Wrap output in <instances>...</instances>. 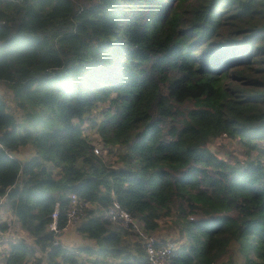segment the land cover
Returning a JSON list of instances; mask_svg holds the SVG:
<instances>
[{
  "label": "trees",
  "instance_id": "trees-1",
  "mask_svg": "<svg viewBox=\"0 0 264 264\" xmlns=\"http://www.w3.org/2000/svg\"><path fill=\"white\" fill-rule=\"evenodd\" d=\"M0 86V198L32 240L4 264H146L113 201L147 234L169 219L166 264H264V0H0ZM70 194L93 243L74 251L47 231Z\"/></svg>",
  "mask_w": 264,
  "mask_h": 264
},
{
  "label": "built area",
  "instance_id": "built-area-1",
  "mask_svg": "<svg viewBox=\"0 0 264 264\" xmlns=\"http://www.w3.org/2000/svg\"><path fill=\"white\" fill-rule=\"evenodd\" d=\"M100 148V145L96 147L92 144L93 154L98 155L99 151H101ZM86 206L87 203L78 199L76 195L70 194L68 196V208L65 212V224L62 228H58L57 226V210L54 209L49 216V223L47 225V231L51 234L53 239L52 244L54 246L59 245L58 237L66 228L76 226L80 222L83 209ZM102 218L130 233L134 237V240L143 246L146 264H166L182 245L181 242L170 239L159 241L155 235L147 234L142 229L141 224L133 219L126 211L121 209L115 201L108 207L102 209ZM1 224L2 222H0V251L4 239L12 235L10 227L7 224L6 227H3ZM14 240L16 241V239ZM3 258L4 255H0V264H4Z\"/></svg>",
  "mask_w": 264,
  "mask_h": 264
},
{
  "label": "rangeland",
  "instance_id": "rangeland-1",
  "mask_svg": "<svg viewBox=\"0 0 264 264\" xmlns=\"http://www.w3.org/2000/svg\"><path fill=\"white\" fill-rule=\"evenodd\" d=\"M0 95L4 98L5 103H6L7 107L9 108V110H12V112H14V108H13L12 103H11L10 93L1 86H0ZM84 134L88 137V139L92 142V144H94L96 147H98L99 143H98L97 138L93 132H89L87 129H85ZM209 149L215 156H217L220 159H223L227 163H232L234 160H237L240 162L243 160V151L241 149V146L235 140H231V139L225 138L223 136L212 141L209 145ZM100 150H101V148H100ZM31 151H33V150L28 148V147L21 150V152H20L21 155L19 156V158L25 159V160L28 159L32 155ZM98 154L105 156L106 152L105 151H99ZM107 159L111 160L112 162H115L116 156L113 154V155H110L109 158L107 157ZM0 212H1V215L5 216V218L8 219L7 221L9 222L10 226L12 227V233L14 235V239L24 240L28 245H31L32 240L30 239V237H28V235L25 232L23 233L22 230H20V228H18L16 221L12 220L13 218H12L9 210L6 208L5 202H1ZM69 228H70L71 233L65 234V237L67 236L66 240L64 238V240L67 243L68 250H72V251L78 250V248L83 247L84 244L81 242H78V240L80 238L75 232V226L69 227ZM155 232H157L158 234L164 235L163 238H159L160 237L159 235L158 236L155 235V237L159 241H163L164 239H167V240L170 239V240L179 241L182 244V243H184V240H185L184 237L179 236V234L177 233V231L175 229L171 228L169 219L160 220L158 222V229ZM154 233H153V235H154ZM1 245H3V243ZM0 255H3L2 251L0 252ZM35 257H40V256H39V254H36ZM83 257L84 256H82V258L79 257V259H81L79 261H82ZM30 264H31V262H30ZM84 264H85V262H84Z\"/></svg>",
  "mask_w": 264,
  "mask_h": 264
},
{
  "label": "crops",
  "instance_id": "crops-1",
  "mask_svg": "<svg viewBox=\"0 0 264 264\" xmlns=\"http://www.w3.org/2000/svg\"><path fill=\"white\" fill-rule=\"evenodd\" d=\"M25 149V148H24ZM21 152V151H20ZM20 152H17L16 154L15 153H13V157L15 158V159H17V160H19L20 162H24V161H26V160H28L30 157H32V156H34V152L33 151H31L32 153V155L28 158V159H21V158H19V156L21 155V153ZM1 202H4V199L3 198H0V206H1ZM11 214V213H10ZM11 216H12V214H11ZM13 218V219H12ZM12 220H15L14 219V217L12 216ZM8 219H6L5 218V216H3V215H1V212H0V222H2V224H1V226H3V227H6V224L10 227V229H11V234L12 235H10V236H7V238H5L4 239V242H3V245H2V247H1V251H2V254L4 255L5 254V252L8 250V243L10 242V243H13V242H15V240H14V235H13V233H12V227L10 226V224H9V222L7 221ZM19 228V227H18ZM23 232V231H22ZM24 233V232H23ZM67 233H71V231H70V228L68 227V228H66V230L64 231V232H62L61 233V235H59V237H58V241H59V245L61 246V247H63L64 249H66V250H68V247H67V243H66V237H65V234H67ZM154 235H159L160 237L159 238H163V234H158L157 232H155L154 233ZM79 236V235H78ZM64 238H65V240H64ZM79 240H78V242H81V243H83L84 244V246L83 247H85V246H92L93 245V243L92 242H88V241H84L80 236H79ZM0 251V252H1ZM71 251V250H70ZM79 257H80V253H79Z\"/></svg>",
  "mask_w": 264,
  "mask_h": 264
}]
</instances>
